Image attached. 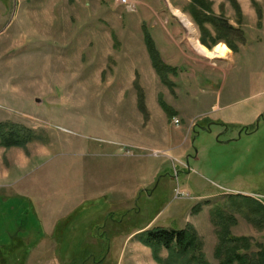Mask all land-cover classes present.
<instances>
[{"label":"rangeland","instance_id":"374dc122","mask_svg":"<svg viewBox=\"0 0 264 264\" xmlns=\"http://www.w3.org/2000/svg\"><path fill=\"white\" fill-rule=\"evenodd\" d=\"M129 1L135 12L115 0H0V264H26L42 217L64 216L33 261L158 264L138 236L123 249L89 247L92 226L121 241L193 228L208 264H219L217 224L229 218L232 235L264 246V0H253L261 21L252 0H236L240 15L206 0L242 30L236 52L211 49L226 46V58L207 57L189 0ZM143 28L177 68L171 88ZM13 139L26 143L6 147Z\"/></svg>","mask_w":264,"mask_h":264},{"label":"trees","instance_id":"16d2710c","mask_svg":"<svg viewBox=\"0 0 264 264\" xmlns=\"http://www.w3.org/2000/svg\"><path fill=\"white\" fill-rule=\"evenodd\" d=\"M189 1L185 11L199 31V43L211 50L216 44L223 42L232 52H236L237 48L232 40L238 38L243 41L242 30L230 25L224 17L213 15L210 2L206 0ZM228 1L235 12L240 15L237 1ZM252 3L256 8L258 20L261 21L262 9L253 0ZM143 41L156 76L162 84L171 88L173 84L168 80V76H177V68L163 62L152 36L145 28H143ZM142 100V96H139L141 105ZM159 104L165 112H169V108L162 101ZM25 143L24 139H13L6 144V147H21ZM251 200L257 203L256 200ZM257 205L260 204L257 203ZM260 210L264 214L262 206ZM251 212H255L254 208H251ZM233 221V218H229L225 220V223L217 224L219 227L216 231L218 242L214 250V258L218 260L219 264H264V246L254 244L249 237L232 235L230 223ZM137 236L139 242L150 249L153 260L158 264H208L203 252V244L193 228H152L144 230L134 237ZM162 249L167 252L165 258L159 256Z\"/></svg>","mask_w":264,"mask_h":264},{"label":"crops","instance_id":"0c3cea01","mask_svg":"<svg viewBox=\"0 0 264 264\" xmlns=\"http://www.w3.org/2000/svg\"><path fill=\"white\" fill-rule=\"evenodd\" d=\"M80 204H75V206L72 208V211L78 208ZM106 215V218H113V213H105L102 216ZM101 216V217H102ZM64 216H59L56 219L53 218H47L42 217L40 218V222L43 228L44 237L39 239L38 242L34 244V247H31V252L29 254V257L27 258L26 264H61L60 261H57L55 258H45L44 255L41 254V257L37 261L34 260V254L35 252H43V254L47 253L50 249L53 248L54 244H51L48 240L49 234H54L55 229L57 227V223L63 218ZM114 223L116 221L113 220ZM101 229V228H100ZM96 230L95 227L92 226V229L88 231L86 234L83 235L85 238V241H83L84 244L88 245L89 247H92L94 249H97L105 244H110L112 247H115L117 250L123 249L124 245L128 242L129 244L132 242V238L135 236L137 232L131 233L128 236L123 239L119 236H114L113 238L109 239V234L106 231ZM133 236V237H132ZM96 260V259H95Z\"/></svg>","mask_w":264,"mask_h":264},{"label":"bare ground","instance_id":"6f19581e","mask_svg":"<svg viewBox=\"0 0 264 264\" xmlns=\"http://www.w3.org/2000/svg\"><path fill=\"white\" fill-rule=\"evenodd\" d=\"M175 16L180 20V22L183 24L189 32H192L193 28L186 17H184L182 14H180L177 11L173 12ZM229 50L224 45H218L213 50H211L209 53H206L208 58H226L228 56Z\"/></svg>","mask_w":264,"mask_h":264},{"label":"built area","instance_id":"2783aa9c","mask_svg":"<svg viewBox=\"0 0 264 264\" xmlns=\"http://www.w3.org/2000/svg\"><path fill=\"white\" fill-rule=\"evenodd\" d=\"M115 2L124 7L126 9V11L128 12H135L136 11V6L133 4V2L129 1V0H115ZM175 124H178V121L175 120L174 121Z\"/></svg>","mask_w":264,"mask_h":264},{"label":"flooded vegetation","instance_id":"af4514ba","mask_svg":"<svg viewBox=\"0 0 264 264\" xmlns=\"http://www.w3.org/2000/svg\"><path fill=\"white\" fill-rule=\"evenodd\" d=\"M215 124H217L216 122H208L205 126H198L197 125V128H200V129H203V128H206L207 129V131H210V127L212 126V125H215ZM208 125L210 126L209 128H208ZM223 128H225L226 126H222ZM206 131V130H205ZM194 132H195V130H194Z\"/></svg>","mask_w":264,"mask_h":264},{"label":"water","instance_id":"95a60500","mask_svg":"<svg viewBox=\"0 0 264 264\" xmlns=\"http://www.w3.org/2000/svg\"><path fill=\"white\" fill-rule=\"evenodd\" d=\"M36 102H37V100H36ZM262 117H263V115L258 116L257 123H258V121H259ZM222 126H224V125H222ZM208 128H209V125H208ZM203 130L205 131V130H207V129H206V128H203ZM243 130H245V129H243Z\"/></svg>","mask_w":264,"mask_h":264}]
</instances>
